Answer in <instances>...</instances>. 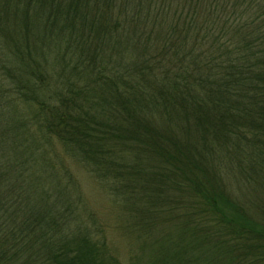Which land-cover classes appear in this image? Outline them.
Segmentation results:
<instances>
[{
    "label": "trees",
    "instance_id": "obj_1",
    "mask_svg": "<svg viewBox=\"0 0 264 264\" xmlns=\"http://www.w3.org/2000/svg\"><path fill=\"white\" fill-rule=\"evenodd\" d=\"M111 229L264 264V0H0V264H120Z\"/></svg>",
    "mask_w": 264,
    "mask_h": 264
},
{
    "label": "rangeland",
    "instance_id": "obj_2",
    "mask_svg": "<svg viewBox=\"0 0 264 264\" xmlns=\"http://www.w3.org/2000/svg\"><path fill=\"white\" fill-rule=\"evenodd\" d=\"M71 165L75 166L76 164L71 162ZM75 171L78 175V190L82 198L88 203V207L96 213L97 217L112 222V224L116 222L117 217L114 213L116 208L113 206L111 199L108 198L104 190L99 187L96 181L93 180L82 167H78V170ZM129 238L115 229H111L107 233L106 240L108 247L113 252L112 254L117 257L120 264H132V255L134 251L131 248V243L135 238L132 236ZM135 245L136 248H139L138 244Z\"/></svg>",
    "mask_w": 264,
    "mask_h": 264
}]
</instances>
